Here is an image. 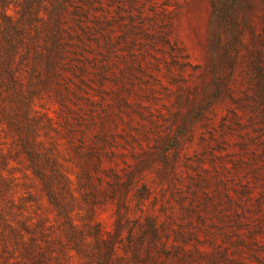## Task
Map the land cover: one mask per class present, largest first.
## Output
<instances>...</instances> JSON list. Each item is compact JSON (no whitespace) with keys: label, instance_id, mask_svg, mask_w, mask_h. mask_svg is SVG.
Segmentation results:
<instances>
[{"label":"rangeland","instance_id":"1","mask_svg":"<svg viewBox=\"0 0 264 264\" xmlns=\"http://www.w3.org/2000/svg\"><path fill=\"white\" fill-rule=\"evenodd\" d=\"M0 264H264V0H0Z\"/></svg>","mask_w":264,"mask_h":264}]
</instances>
